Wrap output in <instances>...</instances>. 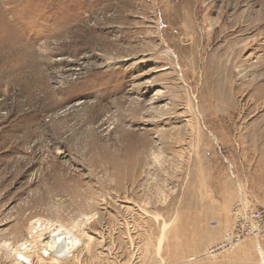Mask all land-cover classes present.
<instances>
[{"label":"rangeland","instance_id":"obj_1","mask_svg":"<svg viewBox=\"0 0 264 264\" xmlns=\"http://www.w3.org/2000/svg\"><path fill=\"white\" fill-rule=\"evenodd\" d=\"M254 210L264 0H0V264H264Z\"/></svg>","mask_w":264,"mask_h":264},{"label":"built area","instance_id":"obj_2","mask_svg":"<svg viewBox=\"0 0 264 264\" xmlns=\"http://www.w3.org/2000/svg\"><path fill=\"white\" fill-rule=\"evenodd\" d=\"M263 229L264 212L254 210L250 212L246 217L243 216V218L238 219L234 227L225 234L224 241L215 245L210 251H212L213 253H218L221 251L229 250L240 243L245 237L251 236L254 233L259 235ZM27 251H30V254L34 253L28 243H26L25 247L23 244H21L20 253H26ZM40 253L43 258H60L59 255L52 256V254L47 249L42 250ZM21 255L22 254H19L17 256V259L15 261L16 264H23L25 262L28 263V261L23 259Z\"/></svg>","mask_w":264,"mask_h":264},{"label":"bare ground","instance_id":"obj_3","mask_svg":"<svg viewBox=\"0 0 264 264\" xmlns=\"http://www.w3.org/2000/svg\"><path fill=\"white\" fill-rule=\"evenodd\" d=\"M165 228V227H164ZM209 253H213L212 251H208ZM213 254H216V253H213Z\"/></svg>","mask_w":264,"mask_h":264}]
</instances>
